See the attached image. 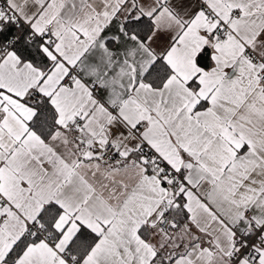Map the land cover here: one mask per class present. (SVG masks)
Masks as SVG:
<instances>
[{
    "label": "snow or ice",
    "instance_id": "6c2138e0",
    "mask_svg": "<svg viewBox=\"0 0 264 264\" xmlns=\"http://www.w3.org/2000/svg\"><path fill=\"white\" fill-rule=\"evenodd\" d=\"M0 264H264V0H0Z\"/></svg>",
    "mask_w": 264,
    "mask_h": 264
}]
</instances>
